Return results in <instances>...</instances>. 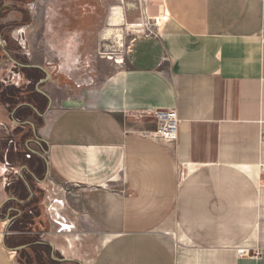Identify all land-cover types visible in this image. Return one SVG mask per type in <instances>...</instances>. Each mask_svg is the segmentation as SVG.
I'll return each mask as SVG.
<instances>
[{"label": "crops", "instance_id": "1", "mask_svg": "<svg viewBox=\"0 0 264 264\" xmlns=\"http://www.w3.org/2000/svg\"><path fill=\"white\" fill-rule=\"evenodd\" d=\"M135 5L127 24L149 29L122 61L41 50L47 95H12L35 130L0 99V264H23L15 232L72 258L56 264H264V0ZM154 108L177 111L175 141L143 135Z\"/></svg>", "mask_w": 264, "mask_h": 264}, {"label": "rangeland", "instance_id": "2", "mask_svg": "<svg viewBox=\"0 0 264 264\" xmlns=\"http://www.w3.org/2000/svg\"><path fill=\"white\" fill-rule=\"evenodd\" d=\"M118 1L52 0L50 2V0H0V47H4L5 51H7L1 53L2 57L0 58L11 69L9 71L10 76H6L5 81L3 78L0 79V99L10 101L8 106L11 115L23 120L19 114L30 112L27 109L18 112L17 109L19 106L13 113L11 112L16 105L30 102L26 100L18 102L19 99L12 98V95L15 94L16 86L18 84L25 86L26 90H29V95L37 96L39 91L36 89V84L45 75L43 72L40 73L41 70L37 67L17 64L10 59V56L22 63H35L43 58L41 53L44 51L41 50H45L46 47L52 44L57 49L74 50V52L76 51L75 54H79L84 49H88L94 54L93 57H90L92 61L102 56L110 58L109 60L111 62L113 60L119 62L117 60L118 56L121 57L120 61L123 60L120 51L126 49L132 35L143 33L148 31V29L142 20L143 23L139 27L137 25L136 27L129 26L127 24L129 21L136 20L132 16L133 11L139 10L141 15L142 12L145 14L144 8L141 5H139V8L135 5L136 0H127L134 2L132 8L125 5L126 0L123 3H120V1L118 3ZM137 1L139 2L140 0ZM117 4H120L122 8L124 6L123 11L125 15L122 21L123 24L118 26L117 30L119 32L114 30L109 36H104L105 28L109 26V16L112 7ZM83 27L89 29L91 32L88 42L81 43L77 40L72 41L71 36ZM19 49L24 50L25 54L22 51L18 53L20 51ZM36 49H39L37 50L39 53H33ZM79 50L80 52H78ZM90 58L87 59L89 60ZM69 59L71 60L69 63L74 61L72 58ZM58 60L60 61V58ZM88 60L85 61V58L80 57L75 58V62L80 63L79 65L89 63ZM43 63L47 66L50 65V62L46 58L43 60ZM15 71L18 74H15ZM13 75L19 76L15 81L16 83H12L14 82L12 81ZM45 105L47 107V104L44 103ZM20 106L28 105L24 104ZM12 121L18 124L15 120L12 119ZM27 222H30V220L25 219L23 223H16L13 226V230L20 231ZM13 234L18 235L14 240L16 245L19 246L27 243L26 248L14 250L21 263L56 264V260L51 256L52 252L49 245L35 242L33 235L30 234L24 235L23 233L18 234L16 232ZM53 255L57 257L61 256L56 252H53Z\"/></svg>", "mask_w": 264, "mask_h": 264}, {"label": "built area", "instance_id": "3", "mask_svg": "<svg viewBox=\"0 0 264 264\" xmlns=\"http://www.w3.org/2000/svg\"><path fill=\"white\" fill-rule=\"evenodd\" d=\"M139 116L155 122L153 129L142 131L143 135L169 142L177 139L180 119L174 108L143 109ZM240 250L242 251L243 249Z\"/></svg>", "mask_w": 264, "mask_h": 264}, {"label": "water", "instance_id": "4", "mask_svg": "<svg viewBox=\"0 0 264 264\" xmlns=\"http://www.w3.org/2000/svg\"><path fill=\"white\" fill-rule=\"evenodd\" d=\"M5 52H7V51H5ZM10 59L11 60H13L14 62H16L17 64H19V65H22V66H29V67H37V68H39L41 71H43V72H45L46 73V75H45V77L44 78H42V79H40L38 82H37V84H36V89L40 92V93H42V94H46L47 95V93H45L43 90H41V88H39V84L41 83V82H43V81H45V80H47L48 78H49V73H48V71H47V69L43 66V65H41V64H35V63H22V62H19V61H17V60H15L14 58H12L11 56H10ZM28 105V106H30L32 109H34L37 113H38V115H42L43 113L41 112V111H39L33 104H31L30 102H24L23 104L21 103V104H18V105H16L15 106V108L11 111L12 113L14 112V110L18 107V106H20V105ZM50 106H51V99L49 100V102L47 103V109H49L50 108ZM11 118L13 119V120H15L18 124H25L26 122H30V121H27V120H20V119H17V118H15L13 115L11 116ZM30 124H31V126L34 128V130H35V126H34V124L32 123V122H30ZM46 173H47V170H46ZM12 209V208H11ZM10 218H12L11 216H10ZM15 249V248H14ZM17 249V248H16ZM51 256L53 257V258H55V259H58V260H71L72 258H66V257H56V256H54L53 255V252L51 253Z\"/></svg>", "mask_w": 264, "mask_h": 264}, {"label": "bare ground", "instance_id": "5", "mask_svg": "<svg viewBox=\"0 0 264 264\" xmlns=\"http://www.w3.org/2000/svg\"><path fill=\"white\" fill-rule=\"evenodd\" d=\"M123 8H122V6L120 4L114 5L112 7V11H111V14L109 16V18H110L109 19V26H107L105 28L104 36H107V35L109 36L111 33H113L112 31H114V30H116V32H119L117 30V28H118V26L123 24L122 21L124 20ZM139 24H137V25H139ZM134 26H136V25H134ZM118 36H121V35H118ZM104 39H105V37H104ZM120 41H121V39H120ZM117 60L120 61L121 57L118 56ZM68 226H69L68 224H62V228H65V227H68Z\"/></svg>", "mask_w": 264, "mask_h": 264}, {"label": "trees", "instance_id": "6", "mask_svg": "<svg viewBox=\"0 0 264 264\" xmlns=\"http://www.w3.org/2000/svg\"><path fill=\"white\" fill-rule=\"evenodd\" d=\"M32 218V217H31ZM26 220H30V216L25 217Z\"/></svg>", "mask_w": 264, "mask_h": 264}]
</instances>
